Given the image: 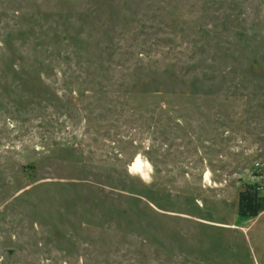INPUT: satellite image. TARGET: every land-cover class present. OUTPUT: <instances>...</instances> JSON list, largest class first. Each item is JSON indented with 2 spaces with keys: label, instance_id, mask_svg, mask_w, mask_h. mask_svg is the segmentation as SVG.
<instances>
[{
  "label": "rangeland",
  "instance_id": "obj_1",
  "mask_svg": "<svg viewBox=\"0 0 264 264\" xmlns=\"http://www.w3.org/2000/svg\"><path fill=\"white\" fill-rule=\"evenodd\" d=\"M246 184L264 0H0V264H264Z\"/></svg>",
  "mask_w": 264,
  "mask_h": 264
},
{
  "label": "trees",
  "instance_id": "obj_2",
  "mask_svg": "<svg viewBox=\"0 0 264 264\" xmlns=\"http://www.w3.org/2000/svg\"><path fill=\"white\" fill-rule=\"evenodd\" d=\"M260 186L246 184L239 192L238 215L242 218H256L264 212V195H261Z\"/></svg>",
  "mask_w": 264,
  "mask_h": 264
},
{
  "label": "clouds",
  "instance_id": "obj_3",
  "mask_svg": "<svg viewBox=\"0 0 264 264\" xmlns=\"http://www.w3.org/2000/svg\"><path fill=\"white\" fill-rule=\"evenodd\" d=\"M142 159H144L142 157ZM153 168L150 162L145 161V167L135 173L130 172V175L138 176L142 181L149 182L152 179Z\"/></svg>",
  "mask_w": 264,
  "mask_h": 264
},
{
  "label": "bare ground",
  "instance_id": "obj_4",
  "mask_svg": "<svg viewBox=\"0 0 264 264\" xmlns=\"http://www.w3.org/2000/svg\"><path fill=\"white\" fill-rule=\"evenodd\" d=\"M142 160H141V158H138L136 161H135V163H134V167H132V168H134V169H137V170H142Z\"/></svg>",
  "mask_w": 264,
  "mask_h": 264
},
{
  "label": "built area",
  "instance_id": "obj_5",
  "mask_svg": "<svg viewBox=\"0 0 264 264\" xmlns=\"http://www.w3.org/2000/svg\"><path fill=\"white\" fill-rule=\"evenodd\" d=\"M262 187L264 188V184L262 185Z\"/></svg>",
  "mask_w": 264,
  "mask_h": 264
}]
</instances>
